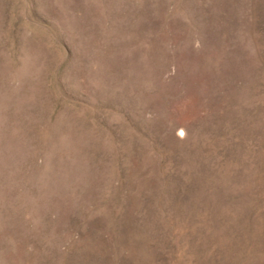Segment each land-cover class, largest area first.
<instances>
[{"label": "rangeland", "instance_id": "1", "mask_svg": "<svg viewBox=\"0 0 264 264\" xmlns=\"http://www.w3.org/2000/svg\"><path fill=\"white\" fill-rule=\"evenodd\" d=\"M0 264H264V0H0Z\"/></svg>", "mask_w": 264, "mask_h": 264}]
</instances>
